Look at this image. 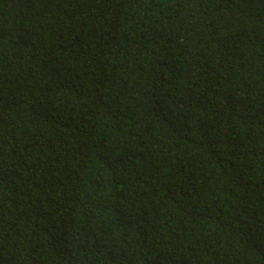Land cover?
<instances>
[{"label": "trees", "instance_id": "16d2710c", "mask_svg": "<svg viewBox=\"0 0 264 264\" xmlns=\"http://www.w3.org/2000/svg\"><path fill=\"white\" fill-rule=\"evenodd\" d=\"M0 264H264V0H0Z\"/></svg>", "mask_w": 264, "mask_h": 264}]
</instances>
